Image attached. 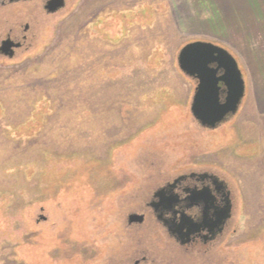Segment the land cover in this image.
I'll return each mask as SVG.
<instances>
[{
  "label": "rangeland",
  "instance_id": "obj_1",
  "mask_svg": "<svg viewBox=\"0 0 264 264\" xmlns=\"http://www.w3.org/2000/svg\"><path fill=\"white\" fill-rule=\"evenodd\" d=\"M42 13L25 58L0 64V264H83L93 244L122 255L127 213L201 170L235 202L217 264H264V0H67ZM191 41L228 50L244 80L214 128L192 116L194 81L177 66ZM142 226L159 246L153 221Z\"/></svg>",
  "mask_w": 264,
  "mask_h": 264
},
{
  "label": "flooded vegetation",
  "instance_id": "obj_2",
  "mask_svg": "<svg viewBox=\"0 0 264 264\" xmlns=\"http://www.w3.org/2000/svg\"><path fill=\"white\" fill-rule=\"evenodd\" d=\"M48 1L0 0V64L15 59L18 54L25 58L32 45L38 16L42 12L45 16L57 12L67 0L53 12L46 9ZM13 8L21 12L16 14ZM226 99L221 94L219 102ZM242 99L237 109L221 122L238 111ZM144 207L145 211L140 214L127 213L123 226L129 244L124 254L113 252L98 256L97 245H87L91 247H86L82 263L91 264L97 256L100 258L95 257L93 264H217L214 247L230 231L235 207L232 191L217 173L201 170L173 176L150 191ZM39 218L45 217L39 215ZM147 218L162 234L157 247L146 240V231L139 237L138 230H145L142 224ZM60 257L71 260L66 252Z\"/></svg>",
  "mask_w": 264,
  "mask_h": 264
},
{
  "label": "water",
  "instance_id": "obj_3",
  "mask_svg": "<svg viewBox=\"0 0 264 264\" xmlns=\"http://www.w3.org/2000/svg\"><path fill=\"white\" fill-rule=\"evenodd\" d=\"M62 6L63 0H49L46 9L53 12ZM176 61L179 70L194 81L190 111L200 124L214 127L237 109L245 85L238 63L228 50L211 42L191 41L183 45ZM221 94L227 97L223 103L219 102Z\"/></svg>",
  "mask_w": 264,
  "mask_h": 264
}]
</instances>
